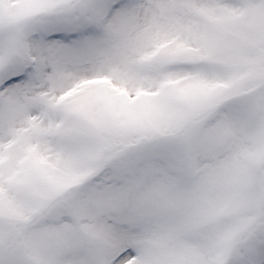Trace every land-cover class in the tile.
<instances>
[{
	"label": "snow or ice",
	"instance_id": "obj_1",
	"mask_svg": "<svg viewBox=\"0 0 264 264\" xmlns=\"http://www.w3.org/2000/svg\"><path fill=\"white\" fill-rule=\"evenodd\" d=\"M0 264H264V0H0Z\"/></svg>",
	"mask_w": 264,
	"mask_h": 264
}]
</instances>
